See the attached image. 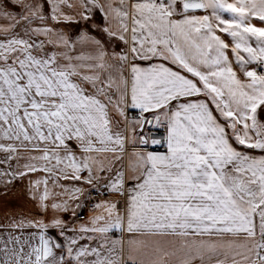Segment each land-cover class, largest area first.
I'll list each match as a JSON object with an SVG mask.
<instances>
[{"label": "snow or ice", "instance_id": "obj_1", "mask_svg": "<svg viewBox=\"0 0 264 264\" xmlns=\"http://www.w3.org/2000/svg\"><path fill=\"white\" fill-rule=\"evenodd\" d=\"M0 153V264H264V0H0Z\"/></svg>", "mask_w": 264, "mask_h": 264}, {"label": "crops", "instance_id": "obj_2", "mask_svg": "<svg viewBox=\"0 0 264 264\" xmlns=\"http://www.w3.org/2000/svg\"><path fill=\"white\" fill-rule=\"evenodd\" d=\"M99 19V18H98ZM259 26V21H254ZM26 155V153H25ZM3 156V153H0V157ZM24 161L21 160V163ZM13 165H15V161L12 162ZM0 167H3V165H0ZM36 174H32V178H35ZM27 184L28 180L25 179L23 182L16 180L13 181V184L10 188H4L3 186H0V225L4 224L6 221L4 220V213L6 210H13L15 213L18 214V216H25L27 218H33L38 217L42 215L41 210L36 206L35 201H33L28 195H27ZM51 187V185H50ZM55 191H59V189H55ZM105 199H110L111 197L105 196ZM83 211H80L82 213ZM79 213V214H80ZM92 214L91 208L87 210L86 212V218L84 219H78V220H86L88 216ZM71 216V213H66L63 215V219L68 220ZM3 229L0 228V232H2ZM26 232L31 231V229H25ZM50 234H54L55 230L49 229L48 230Z\"/></svg>", "mask_w": 264, "mask_h": 264}, {"label": "built area", "instance_id": "obj_3", "mask_svg": "<svg viewBox=\"0 0 264 264\" xmlns=\"http://www.w3.org/2000/svg\"><path fill=\"white\" fill-rule=\"evenodd\" d=\"M93 196H96V193H93ZM95 201H93L94 203ZM92 206L91 204H87V206L82 210L83 212L79 214L78 219H84L86 218V212L88 209H90Z\"/></svg>", "mask_w": 264, "mask_h": 264}]
</instances>
